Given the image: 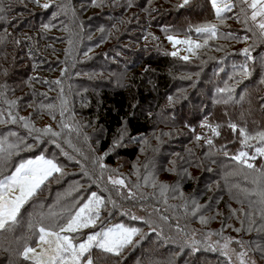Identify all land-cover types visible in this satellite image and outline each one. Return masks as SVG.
<instances>
[{"label": "trees", "instance_id": "trees-1", "mask_svg": "<svg viewBox=\"0 0 264 264\" xmlns=\"http://www.w3.org/2000/svg\"><path fill=\"white\" fill-rule=\"evenodd\" d=\"M149 1L0 0V179L44 151L62 169L0 230V264H31L21 253L38 244L37 222L64 223L92 192L106 201L96 229H140L119 255L94 247L93 264H232L224 232L264 257V143L244 146L239 132L264 131V33L240 0L223 13L239 14L236 26H220L210 0H179L159 19ZM207 23L212 39L195 31ZM48 126L59 135L36 131ZM240 151L253 168L232 158Z\"/></svg>", "mask_w": 264, "mask_h": 264}, {"label": "snow or ice", "instance_id": "snow-or-ice-1", "mask_svg": "<svg viewBox=\"0 0 264 264\" xmlns=\"http://www.w3.org/2000/svg\"><path fill=\"white\" fill-rule=\"evenodd\" d=\"M188 2L189 0H184V4ZM222 2L223 0H210L215 15L220 19L221 23H223V13L231 11L232 8L235 7L233 3H223V7H221ZM240 2L241 4H246L247 7L252 10L250 17L252 21H257L259 17L257 26L261 32L264 33V0H240ZM43 7L48 8L50 5L45 3ZM195 31L197 33L206 34L208 39H212L217 34V25L211 23L202 24L197 26ZM168 39L172 41L174 45L179 43L189 45V52L193 51V46L195 48L202 47L201 44L195 43L189 39L177 40L173 36H169ZM204 43H207V39ZM243 51L247 53L248 49H244ZM172 55L175 56L177 53L173 52ZM183 59L188 60L189 57L184 56ZM245 74L248 73L245 72ZM219 91H224V89H220ZM12 121H16L15 116L12 117ZM24 126L28 127L29 125L25 124ZM229 126L233 131L237 130L236 124L233 123ZM208 127L211 128L212 126L208 125ZM218 127L219 125H217V128ZM213 130L216 135H219L218 131L215 129ZM36 131L52 133L54 136L59 135V133L52 131L51 126L45 129H36ZM239 132L243 137L241 143L244 146H248V142L251 139H259L264 143V131L256 133L255 136L249 134L244 128H240ZM197 139H200V137L198 136ZM207 143L212 144V140L208 139ZM14 147L16 146L11 144L8 145V149ZM5 151H7L5 148V140L0 139V153ZM255 151L258 155L264 156V147H257ZM232 158L245 164L248 168H253L254 165L249 163V159L254 160L256 157H249L247 152L240 151ZM101 167H103V165ZM55 173L62 174L60 165H58L54 159H47L44 155H40L35 159L20 162L11 175L0 179V230H4L6 227L11 228L16 224L21 208L36 195L37 191L41 189V187L45 185V182L48 181L50 177H53ZM108 179L113 185L126 187L123 179H113L112 177ZM17 190L19 195L14 194ZM76 190L79 191V188ZM261 195L264 196V192H262ZM81 199H83L84 202L79 204L74 214L69 211L64 223L61 224L53 220L52 223L45 225L42 222L43 217L41 221L37 222L38 244H48L49 248H41V251L37 252L35 247L25 245L21 253L25 260L30 261L31 264H93L91 251L94 247L107 253L119 255L127 245L133 242V238L140 233V229L138 228L117 224L88 234L83 241H75V237L70 234L78 233L83 228L94 227L96 221L100 217L101 207L106 204L104 197L98 195L96 192L90 193L86 199ZM49 215L56 216L57 214L50 211ZM132 218L138 219V217L135 216ZM201 219L203 222V217ZM32 226V224H29L30 228ZM52 229H56V231ZM49 237L54 238V248L51 247L53 240H49ZM229 243L230 241L224 243V249H229ZM224 254L227 256L228 252L225 251ZM245 255V252H240L238 254L240 264H248V262L244 260ZM252 264H254V262H252Z\"/></svg>", "mask_w": 264, "mask_h": 264}, {"label": "rangeland", "instance_id": "rangeland-1", "mask_svg": "<svg viewBox=\"0 0 264 264\" xmlns=\"http://www.w3.org/2000/svg\"><path fill=\"white\" fill-rule=\"evenodd\" d=\"M178 1L179 0H150L149 1V4H150L149 6H153V8H154L153 9V12H155L154 15L155 16H158L157 18L159 19L162 16H163V18L165 16H167L168 11L178 12V9H176L177 8ZM223 3H233L234 4V2L232 0H223V2L221 3V7H223ZM106 4L111 5V4L108 3V1L106 2ZM241 9L245 10V13L247 12L248 14H249L248 11L250 10V16H251L252 10L250 8H248L246 4L241 5ZM233 12H234V8H232V10L229 11L230 14H234ZM178 15H179V13H178ZM240 17L241 16L238 14V16H236V17L233 18L235 21L237 20L236 23L235 22L222 23V25L220 24V26H228V25L236 26V25H239V24L242 23V20H243V18L240 19ZM178 18L179 19H183V16L182 17L179 16V17H177V18H175L173 20L179 21ZM257 21H259V17L257 18ZM180 23H181V21H180ZM175 38L177 40L189 39V40H191V41H193L195 43H198L197 39H195L193 37L192 38L191 37H184V38H182V37H179V38L175 37ZM184 45L186 46V48H189V45H186V44H184ZM40 155H44L45 158H47V159H54L55 162L59 165L57 158L48 155L46 153V151L41 152V153H39V154H37L35 156L26 158V159H24L22 161L29 160V159H35L37 156H40ZM14 170L12 172H14ZM12 172L10 174H8V175H11ZM159 179H161V178H159ZM14 194L15 195H19L18 190ZM254 204H256L255 201L251 205H254ZM244 207L245 206H243V208ZM243 208H242V210H243ZM241 212L242 213L240 214L241 215L240 218L244 222L250 221L251 225H253L255 223V221L259 220V216L261 215L259 212L257 213L254 209H252L251 211H249L247 213H245V209H244V212L243 211H241ZM243 221L241 223H239V227L240 228L243 227V223H244ZM98 224H99V222L97 220L94 227H88V228L81 229L80 232L83 233V234H81V236L80 235H77L75 237V235H74L75 233L74 234H70V235H73L75 237V241H83L84 239H86V237H87L88 234H91V233L100 231L102 228H105L106 229L108 227H111V226H114V225H117V224H124L127 227H135V228H137L136 226H134L132 224H129V223H126V222H122V221L121 222H114V223L109 224V225H106V226H104V227H102L100 229H96V227H97ZM52 230L53 231H56L54 229H52ZM224 234H225L224 240L223 241H217V245H218L219 249H221L223 252H225V251L228 252L227 258L230 260V262L232 264H240V259L238 258V254L240 252H245L246 253V255L244 256V260L247 261L248 264H252V262H254V264H264V257L259 252H257V250L255 249L256 247L253 248L252 245L247 240H245V237H243L241 234H237V233L231 234L229 232H226V233L224 232ZM48 239L49 240H53V243H52L51 247L54 248L55 247L54 238L49 237ZM226 241H230V243H229V249H227V250L224 249V247H223L224 246V243ZM34 247L36 248L37 252H40L41 251V248H49V245L48 244H43V245L37 244L36 246L34 245Z\"/></svg>", "mask_w": 264, "mask_h": 264}]
</instances>
